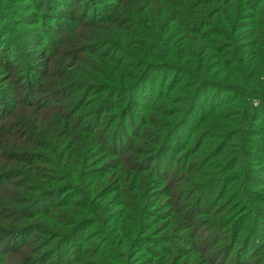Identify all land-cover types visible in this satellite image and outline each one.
<instances>
[{"label":"trees","instance_id":"obj_1","mask_svg":"<svg viewBox=\"0 0 264 264\" xmlns=\"http://www.w3.org/2000/svg\"><path fill=\"white\" fill-rule=\"evenodd\" d=\"M10 1L0 15L32 25L58 9L67 22L36 66L0 26V264L204 259L228 223L210 240L192 227L202 195L232 181L242 205L258 202L227 142L237 134L242 158L264 165V0ZM196 128L184 150L177 134ZM212 155L194 197L183 175L195 162L207 174Z\"/></svg>","mask_w":264,"mask_h":264},{"label":"rangeland","instance_id":"obj_2","mask_svg":"<svg viewBox=\"0 0 264 264\" xmlns=\"http://www.w3.org/2000/svg\"><path fill=\"white\" fill-rule=\"evenodd\" d=\"M19 2H23V0ZM15 5L16 2H11L10 0H0V8H3V10H5V8L14 10ZM57 7L63 8V3H60V5H58ZM20 11L21 10H19V12ZM49 11L50 13L47 14L49 16L42 17L43 23H47L44 26L41 24L39 26L37 25V23L41 20L40 16L36 17V19H38L36 24L29 25L25 21H18V17H13L12 15H7L5 17L3 15H0V26L4 27V30H7L6 34H8V36L10 34L14 35L11 36L12 39L15 37V39L12 40L11 43L15 46L16 43L14 42H17L19 44V52L22 51L24 53H28L29 61H31L34 66L38 64L35 60L37 53L44 51L45 55L48 56L51 52H54L50 48L54 47L53 39L54 37L58 36V34H56L54 21L62 23L67 22L65 18L63 19L61 17L62 14L58 13V9H52ZM50 15L54 16L53 19L50 18ZM74 22L77 23L78 21L75 20ZM75 30L77 29L75 28ZM8 36L4 35L5 38H7ZM43 45H47V49H45ZM12 46L10 47L12 48L13 52L14 46ZM103 49L104 48L102 47L101 50L103 51ZM39 67L41 66L39 65ZM157 85V81L154 85H151L152 94H155ZM148 94L152 95L151 92H149ZM148 94L146 96H148ZM142 97L143 96L140 95L138 96V98L143 100ZM138 105L139 108L136 107L134 112L140 115L142 114L144 107L141 104ZM263 113L264 111H262V109L258 110L257 112L259 117L262 116ZM230 118H232V116H230ZM232 126L233 125L231 124L230 128H232ZM198 131L199 129L196 128L191 131L192 134L188 133L186 135L185 132L178 133L177 136L179 142L181 143V148H184L185 150L186 148L191 147V144L194 141L193 138L195 134L198 133ZM237 137L238 135L235 134L234 136L228 138L227 154H230L232 150H234V152L231 155H227V158L228 160L231 156H235L236 158H238L236 163V171L240 172L243 176H246L247 182L251 181L248 179H253L252 181H254V185L251 186L250 189L255 194L252 196V199H257L258 202H255L253 200L254 202L251 203L250 200H248L249 205H247L249 207L242 205L239 198V195L241 194V188L239 187V192V189H237L236 187V183L232 181H228L226 183L223 182L221 185V181L216 176H214L212 178V181L214 182L213 184L216 187L218 186V190L220 188L219 186L221 185L220 192L218 193L219 197L208 196L207 194L202 195L200 201L197 203V210H199V212L201 213L198 216L200 222L196 225H193L192 227H195V230L198 231V233H201L202 236H206L209 240L210 238L207 235H210V232H212L218 224L228 223L227 230L225 232H222V230L219 231L217 238L221 237L220 242H218V244L213 247V250H207L205 252V257H203L204 259H193L188 256V259H186L187 264H264V205H262L264 203V165H262V167L253 165L252 162H257L258 160L256 156L242 158L244 157V154L242 152H247V150L248 152H250V150L247 146H245L242 151L240 147L241 144L239 143V139ZM180 152L183 151H175L173 153V156L176 160H178L177 164L183 166L182 163H185L186 160L177 156V154ZM228 160L226 161V163L228 162L229 164ZM218 162L220 161H218L213 155L211 157H207L206 161L204 162L205 164H207V166L210 164V166L207 167V174H200L199 170H196V168L199 167L198 162H195L192 172H187L186 174H184L182 170L181 175L184 174L183 177L185 181H190L191 183H193V185L189 187L188 191L193 190L194 187L199 186L201 181L208 182L211 168H216ZM247 167H249L250 170L252 168V170L251 172H247L245 174L243 173V171H245V168ZM204 168L206 167H203V170ZM189 194L192 195L191 192ZM193 195L195 197V191ZM250 198L251 197H249V199ZM166 203L167 202H164V204ZM231 224L234 225V229L237 228L232 233L233 236L236 235V239L229 241V228L231 227ZM222 225L223 224L219 225V229L222 227ZM69 246L72 247L73 245H66L67 248H70ZM226 246H228V248H226ZM216 248H219L220 250H222L223 248V254H217V256H215L214 258L212 257V259L210 260L206 259L207 255L211 254ZM175 262L176 260L174 261V263ZM169 263L171 264L170 259Z\"/></svg>","mask_w":264,"mask_h":264}]
</instances>
